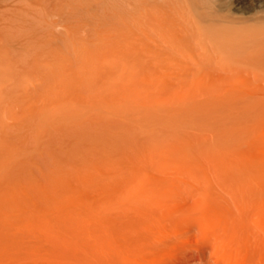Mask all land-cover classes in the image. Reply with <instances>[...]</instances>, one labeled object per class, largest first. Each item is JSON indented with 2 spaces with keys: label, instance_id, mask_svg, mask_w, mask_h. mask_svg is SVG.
Listing matches in <instances>:
<instances>
[{
  "label": "bare ground",
  "instance_id": "1",
  "mask_svg": "<svg viewBox=\"0 0 264 264\" xmlns=\"http://www.w3.org/2000/svg\"><path fill=\"white\" fill-rule=\"evenodd\" d=\"M132 5L152 78L113 44L1 86L0 264H264V0Z\"/></svg>",
  "mask_w": 264,
  "mask_h": 264
},
{
  "label": "rangeland",
  "instance_id": "2",
  "mask_svg": "<svg viewBox=\"0 0 264 264\" xmlns=\"http://www.w3.org/2000/svg\"><path fill=\"white\" fill-rule=\"evenodd\" d=\"M132 4L133 0H0V13L2 12L0 14V88L7 82L17 84L19 80L15 88L19 86L20 89L17 91L21 90L20 92L23 93V96L21 93L18 95L17 93L19 92L15 91L14 99L16 98L19 103H17V100L15 102L12 98L14 109L17 110L16 106H22L23 103L25 106L18 109L30 106L34 103L32 101L36 100L34 98H37L39 91H43V93H40L43 96H41V99L38 97L39 100L37 98L38 101L35 102L41 101L44 95L49 94L48 96H50L55 94L56 83L54 84L53 81L52 90L44 89V91L41 89L43 85L39 84L42 79L41 76H44V73L48 69H50V72L53 69H57L55 71L57 73L55 79L58 78L56 80L59 82L57 84L60 90L61 86L66 85L63 81L60 83V80L68 76V73H65L71 70L70 65H72L71 68H77V64L79 67H82L87 59L94 56V53L97 54L105 51L108 46L113 44L116 48L119 47V62L121 61L120 65L122 67L144 70L152 78L150 68L142 66L139 63L137 54H135L136 39H134V6ZM4 11L5 14L3 13ZM89 53L92 55L90 56ZM83 58L84 64L81 63L82 65H80ZM74 62L77 63L75 67H73ZM61 68L64 70L65 68L68 69L65 70L66 72L64 71V75L61 73L63 72L60 70ZM169 75L174 76L175 74L169 73L168 76L166 75L167 80ZM241 76L248 78L251 77V74L243 72ZM12 79L15 81H11ZM55 79L53 78V80ZM64 81L67 82L69 80L66 81L64 79ZM29 86L36 87V89L39 88V91L38 89L35 91V88H30L33 91L28 90ZM256 88L257 86L252 84L240 83L219 89L215 91L217 95H214H216L215 99H218L217 96L219 94L222 97L225 91H232L229 93L231 95H225L232 97L238 92L237 95L241 97L237 96V99H244L242 96H245L246 99L250 91H254ZM22 90L25 91L23 92ZM204 90L206 93L208 90L213 89L207 87ZM239 91H244L246 95H240L243 93ZM200 95L198 94V97ZM19 96L24 97V99H19ZM226 96L221 101V98L216 100L228 102L231 97H228V100L225 101ZM12 99L6 100L7 104H5L8 105ZM4 113H1L3 114L2 116L7 117L8 112L5 111ZM185 186L183 185L180 190V195H183V198L190 199L192 196L197 197L200 195L199 190L195 189V185H189V188ZM196 197L191 199H195Z\"/></svg>",
  "mask_w": 264,
  "mask_h": 264
}]
</instances>
